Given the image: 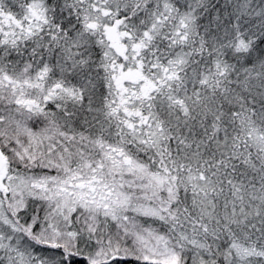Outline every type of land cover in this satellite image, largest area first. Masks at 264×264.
Returning <instances> with one entry per match:
<instances>
[{"label":"snow or ice","instance_id":"obj_1","mask_svg":"<svg viewBox=\"0 0 264 264\" xmlns=\"http://www.w3.org/2000/svg\"><path fill=\"white\" fill-rule=\"evenodd\" d=\"M0 264H264V0H0Z\"/></svg>","mask_w":264,"mask_h":264}]
</instances>
